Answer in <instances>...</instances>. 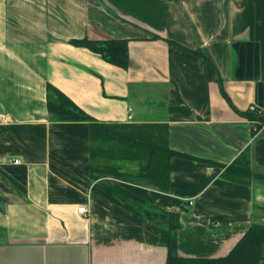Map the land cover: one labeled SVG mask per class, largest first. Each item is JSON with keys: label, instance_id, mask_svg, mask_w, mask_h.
Returning <instances> with one entry per match:
<instances>
[{"label": "crops", "instance_id": "obj_1", "mask_svg": "<svg viewBox=\"0 0 264 264\" xmlns=\"http://www.w3.org/2000/svg\"><path fill=\"white\" fill-rule=\"evenodd\" d=\"M84 37L128 39L129 67L69 43ZM46 83L99 122L166 124L168 146L200 159L171 157L167 191L106 177L180 213V256H225L264 224V182L203 161L249 147L264 170L263 129L241 114L264 112V0H0V264H165L158 225L92 191L88 123L53 120Z\"/></svg>", "mask_w": 264, "mask_h": 264}, {"label": "trees", "instance_id": "obj_2", "mask_svg": "<svg viewBox=\"0 0 264 264\" xmlns=\"http://www.w3.org/2000/svg\"><path fill=\"white\" fill-rule=\"evenodd\" d=\"M158 37L155 34L150 35L152 39ZM166 41L170 45L193 53L214 68L210 60L200 50H189L171 40ZM69 43L88 49L109 64L122 69L129 67L128 39L84 37L71 39ZM216 81L221 94L228 100L219 74ZM45 91L46 108L53 120L88 123L90 178L95 181L92 184V191L109 202L147 220L149 218L144 212L160 214L156 219L160 223L156 224L160 228L159 241L167 249L165 264H264V224L250 223L243 236L225 256H180L177 243V232L181 226L180 213L165 212L117 183L106 179L107 176H111L126 181L143 182L160 191H167L169 189V160L171 157L200 159L172 150L168 146L166 124L99 122L51 83H46ZM168 110L184 115L190 114L186 108L181 106H170ZM241 114L255 125L251 135H254L258 129H263L264 133V112L258 109H248ZM106 154L111 155V158L108 159L109 164L100 161L105 159ZM203 161L222 167L221 176L225 180L241 184H249L253 180L264 182V170L251 167L249 147L228 165L210 160ZM121 163L127 167H121Z\"/></svg>", "mask_w": 264, "mask_h": 264}, {"label": "water", "instance_id": "obj_3", "mask_svg": "<svg viewBox=\"0 0 264 264\" xmlns=\"http://www.w3.org/2000/svg\"><path fill=\"white\" fill-rule=\"evenodd\" d=\"M144 214L149 218L148 220L151 221V222H155L156 223H160L159 221H157V217L160 215V214H156V213H152V212H144ZM162 215V214H161ZM164 216V215H162ZM165 217V216H164Z\"/></svg>", "mask_w": 264, "mask_h": 264}, {"label": "built area", "instance_id": "obj_4", "mask_svg": "<svg viewBox=\"0 0 264 264\" xmlns=\"http://www.w3.org/2000/svg\"><path fill=\"white\" fill-rule=\"evenodd\" d=\"M250 110H256V108L254 107V106H250ZM129 118H131V116H129ZM13 162H19V160H12ZM187 203L189 204V205H191L192 204V200H187ZM78 212H80V213H85L86 212V209H85V207L84 206H80L78 209Z\"/></svg>", "mask_w": 264, "mask_h": 264}]
</instances>
